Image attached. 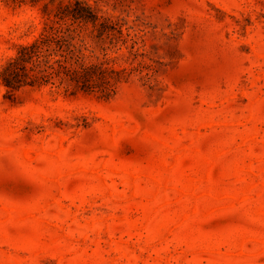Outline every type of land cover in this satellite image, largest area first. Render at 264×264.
Wrapping results in <instances>:
<instances>
[{"label":"rangeland","instance_id":"1","mask_svg":"<svg viewBox=\"0 0 264 264\" xmlns=\"http://www.w3.org/2000/svg\"><path fill=\"white\" fill-rule=\"evenodd\" d=\"M77 2L97 88L0 77V264H264V0H0V70Z\"/></svg>","mask_w":264,"mask_h":264},{"label":"trees","instance_id":"2","mask_svg":"<svg viewBox=\"0 0 264 264\" xmlns=\"http://www.w3.org/2000/svg\"><path fill=\"white\" fill-rule=\"evenodd\" d=\"M57 17L2 66L0 77L10 90L47 83L62 86L70 93L98 87V64L87 61L85 49L89 47L84 37L89 31L98 38V15L90 6L77 2L74 7L60 10Z\"/></svg>","mask_w":264,"mask_h":264}]
</instances>
